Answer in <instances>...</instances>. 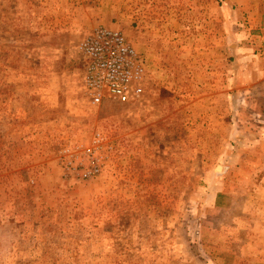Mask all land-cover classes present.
I'll list each match as a JSON object with an SVG mask.
<instances>
[{"label":"rangeland","instance_id":"374dc122","mask_svg":"<svg viewBox=\"0 0 264 264\" xmlns=\"http://www.w3.org/2000/svg\"><path fill=\"white\" fill-rule=\"evenodd\" d=\"M96 28L140 98L84 95ZM0 264H264V0H0Z\"/></svg>","mask_w":264,"mask_h":264},{"label":"built area","instance_id":"2783aa9c","mask_svg":"<svg viewBox=\"0 0 264 264\" xmlns=\"http://www.w3.org/2000/svg\"><path fill=\"white\" fill-rule=\"evenodd\" d=\"M84 95L94 106L106 99L122 104L140 98L148 66L117 31L96 28L78 47Z\"/></svg>","mask_w":264,"mask_h":264},{"label":"crops","instance_id":"0c3cea01","mask_svg":"<svg viewBox=\"0 0 264 264\" xmlns=\"http://www.w3.org/2000/svg\"><path fill=\"white\" fill-rule=\"evenodd\" d=\"M261 184V183H260ZM260 188V187H259ZM257 201L259 202H255L256 203V205H257V208H256V210L254 211L255 213V216H257V218L259 219V215H262V212H263V210H262V206H261V200L259 199V196H258V199H257ZM255 203H254V205H255ZM263 227V226H262Z\"/></svg>","mask_w":264,"mask_h":264},{"label":"trees","instance_id":"16d2710c","mask_svg":"<svg viewBox=\"0 0 264 264\" xmlns=\"http://www.w3.org/2000/svg\"><path fill=\"white\" fill-rule=\"evenodd\" d=\"M221 6H222V8H224V9H226L224 6H223V4H221ZM223 9V11H224V13H225V10ZM234 48H235V46H234ZM234 48H233V50H234Z\"/></svg>","mask_w":264,"mask_h":264}]
</instances>
